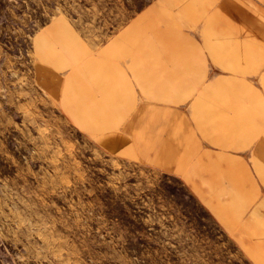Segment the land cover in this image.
<instances>
[{
  "label": "rangeland",
  "instance_id": "rangeland-1",
  "mask_svg": "<svg viewBox=\"0 0 264 264\" xmlns=\"http://www.w3.org/2000/svg\"><path fill=\"white\" fill-rule=\"evenodd\" d=\"M152 1L0 0V264H260L218 222L225 208L122 155L123 122L107 133L98 115L74 122L62 71L40 61L53 24L91 51Z\"/></svg>",
  "mask_w": 264,
  "mask_h": 264
},
{
  "label": "crops",
  "instance_id": "crops-1",
  "mask_svg": "<svg viewBox=\"0 0 264 264\" xmlns=\"http://www.w3.org/2000/svg\"><path fill=\"white\" fill-rule=\"evenodd\" d=\"M52 29L39 57L62 71L65 113L106 133L123 122L122 155L225 208L218 222L264 264V0H153L91 51Z\"/></svg>",
  "mask_w": 264,
  "mask_h": 264
}]
</instances>
